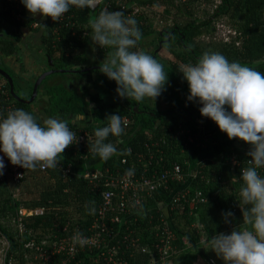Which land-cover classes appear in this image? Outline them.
<instances>
[{"label": "trees", "instance_id": "1", "mask_svg": "<svg viewBox=\"0 0 264 264\" xmlns=\"http://www.w3.org/2000/svg\"><path fill=\"white\" fill-rule=\"evenodd\" d=\"M0 1L2 4V18L0 17V50L2 53L7 55L15 51L14 39L21 37L20 33L14 31L15 25H25L27 23L34 28L35 26L32 24L39 21V25L36 26L34 32L36 34L39 32L42 36L47 54L53 58V66L67 69L79 64L85 65L94 56L98 58L99 62L101 61L99 58L105 60L111 51V49L102 48L94 43L89 25V20L97 17L104 10L107 3H109L108 11H124L126 16L135 9V12L131 13V17L137 21V27L142 33V38L132 51L142 49L148 35L153 34L160 28L159 20L168 21L172 17L173 8L181 12L180 14H193L192 9L188 7V3L176 2L175 0H101L95 11L82 10L75 6L70 7L67 16L57 22L49 17L40 20L39 17L26 10L21 0ZM123 3L125 7L122 6ZM221 14H227L230 24L241 32L237 37H234L233 41H223L219 45L212 42L195 44L193 41L196 34L202 30L200 28L202 23L184 24V32L188 33V43L192 47L186 48L187 53L184 60L172 59L169 65L165 66V73L168 77L166 84L169 86H165V90L156 98L158 99L157 102L163 100L167 103V107L161 108L153 102L150 104L146 99L143 101L145 107L154 113L139 112V110L127 107L124 98L119 97L116 91L117 85L112 86L111 84L110 86L108 81L110 83L111 81L104 76L102 77L107 92L117 97L121 109L126 107L125 111H120L122 113L120 115L128 114L132 118L129 128L130 133H123L119 137L110 135L105 141L106 143L111 142L117 147V154L110 159L104 161L99 156H93L91 152L83 155L87 152L82 146L72 145L58 157L59 163L54 169L41 170L37 167L36 170H26L22 167L25 175L19 180H14L6 173L7 168H4L5 179H0V234L10 241L9 252L16 253L20 264L40 261L24 254V250L32 251L30 240L33 234L36 236V240L41 236L52 234L56 224L62 225L67 219L72 220L73 223H79L84 228L88 226L101 200V189L85 177L86 170L97 168L105 170L108 166L114 167L118 162L121 164L120 161L123 155L120 152L125 149H130L131 152L130 154H124V156H127L129 160H133L136 158L137 152L147 149V141L161 137L164 134L167 135L169 127L174 129L182 120L189 118L190 112L197 105L187 99L190 95L189 85L184 79L183 73L179 71L180 65L197 63L200 58L196 56L197 54L218 52L224 55L229 62H239L264 74V0H223L215 12V18ZM3 19L12 24V32H7V34L4 30L2 31ZM203 23H206V26L211 25L210 28L207 27L206 29L212 32V18H207ZM56 27H58V31H55L54 28ZM171 27L174 28V25ZM177 35L179 36L180 33ZM236 39L240 40V45L236 44ZM176 40L178 41V38ZM197 48L201 51L195 53L192 49L197 50ZM72 75L77 76L76 73ZM44 81L45 79L39 85V91L44 85L49 94V97L46 98L48 106L43 107L44 111L36 109L32 102H21L12 96L18 109H23L32 114L41 126H43L45 119L49 117L56 118V113L59 110H82V107L78 105L75 94L67 87L60 82L51 85L48 82L44 84ZM0 82H3L10 90L8 80L1 74ZM54 87H59V90H61V93L56 92L60 95L58 99L54 98ZM177 89L178 93L176 92ZM20 94L25 97L28 96L25 93ZM37 98L38 95L35 99ZM40 103L42 106L43 103L41 101ZM105 117H108V114ZM57 118L65 120L59 116ZM158 118L162 121L158 122ZM67 121L68 126H76V122ZM102 124V126H106L107 121ZM200 135L201 144L198 146L191 144L185 148L183 153L179 147L181 145L176 143L177 138L174 137L170 138L171 146L167 148L172 160L179 159L183 161L185 157H189L192 160L191 167L198 170L196 176L183 182H171L168 187L160 189L155 197L149 198L146 216H143L144 206L134 209L133 219L131 220L132 225L129 224L130 221H126L121 226L117 224L121 233L128 231L127 226L129 225V228L134 230L132 235L140 237V248L137 249L138 251L134 255L129 256L128 264H191L193 261L201 263L203 260L206 264H225L223 259L211 250L208 241L220 233L231 234L233 230L239 229L243 224V214L239 202V191L242 185L240 177L242 174H237L238 165L233 169L228 154L234 153L239 160H242L246 157L248 151L235 148L236 146L234 147L232 144H224L222 139H217L223 144L222 148L217 146L215 148L214 138L219 137L216 131L210 136H204L206 135L204 131ZM223 135L227 138L226 133L222 132ZM168 136L171 137L170 134ZM181 142L184 144L183 139ZM220 152H223V158H221ZM0 156L4 158V162L7 160L3 154H0ZM201 159H205L206 165H203ZM68 164L71 166L65 171L64 168ZM154 165L160 166V163L155 162ZM183 165L187 169V164ZM137 166H139L138 163ZM137 166L135 168L139 170L140 166ZM123 168L124 170L129 169V164L124 163ZM30 172L40 176L38 181L33 184H30L28 180L32 178L28 175ZM101 182L102 180L99 181L100 184ZM20 183L23 186L19 187ZM189 183L191 184L190 190L192 193L196 189H202L206 200L199 201L194 205L190 204V199L182 200L174 208L171 206L165 207L164 203L169 204L172 195L180 191L184 184ZM37 205H47L49 209L43 215L21 216L27 226V232L20 233L17 226L13 228L19 216L18 209L21 206L34 207ZM92 209L95 210L94 213H92ZM228 212H232L234 215L227 217L226 222L225 214ZM137 215L139 218H135ZM163 216L166 218L164 222L161 219ZM167 221L173 228L176 238L173 240V248L170 254H167V257H162L158 250L159 235L156 232ZM142 245L147 246L148 249L143 250ZM201 246L205 248V254L200 251ZM95 252L97 253V251L88 250L79 254V258L85 259L82 264H95L93 258L96 255ZM154 255L156 256V262L152 263ZM39 264H42V261Z\"/></svg>", "mask_w": 264, "mask_h": 264}, {"label": "clouds", "instance_id": "2", "mask_svg": "<svg viewBox=\"0 0 264 264\" xmlns=\"http://www.w3.org/2000/svg\"><path fill=\"white\" fill-rule=\"evenodd\" d=\"M21 3L34 16L39 14L43 19L51 17L59 22L70 7L95 11L101 0H21ZM89 25L94 43L111 49L99 71L116 82L119 97L138 104L146 98L155 101L165 90L168 77L164 66L153 56L132 51L142 38L137 21L124 11L103 10L89 20ZM179 71L189 85L187 99L202 105L201 115L213 120L229 139L238 138L251 145L247 153L251 157L247 161L249 166L242 168L240 177L243 224L231 234L212 237L208 241L211 250L225 264H264V177L258 172L264 169V74L239 62H229L218 52H204L195 65L182 64ZM106 121V126L95 130V142L89 150L104 161L117 154V147L105 141L110 135L121 136L126 126L120 115H109ZM74 141L78 143L67 120L49 117L41 126L23 109L10 111L0 120V151L12 165L26 170L56 168L58 157ZM130 152L125 149L120 154ZM4 168V158L0 156V176ZM132 174L133 170H127L126 175ZM233 215L226 213V222ZM72 240L81 247L88 243L79 231Z\"/></svg>", "mask_w": 264, "mask_h": 264}, {"label": "built area", "instance_id": "3", "mask_svg": "<svg viewBox=\"0 0 264 264\" xmlns=\"http://www.w3.org/2000/svg\"><path fill=\"white\" fill-rule=\"evenodd\" d=\"M175 1L189 3L195 0ZM200 1L202 5L206 6L205 11L215 17V12L218 10L223 0ZM122 6L125 7V4L123 3ZM108 9L109 3L104 7V10ZM134 12L135 9L129 12L128 16H131V13ZM222 15L223 14L214 18L212 36L214 38L217 34L223 38V41H233L234 37H237L241 32L228 22H224ZM65 16H67V13L60 20H63ZM49 18L51 19V17ZM38 23V21L34 22L35 25ZM55 31H58V27H56ZM238 41L239 39H236V42ZM16 109L18 108L9 88H7L3 82H0V120L6 118L10 111ZM120 116L126 124L124 133H130L131 116L128 114ZM104 122H106V120ZM102 123L90 126L102 128L104 127ZM68 127L76 134L78 140V143L74 141L72 145L82 146L87 152L83 155H87L91 145L95 142L94 132L97 128L89 127L85 124H76L74 127ZM168 134H170L171 137H169ZM168 134L147 141V149L142 152H137L136 158L133 160H129L127 156L123 155L120 161L121 164L118 162L114 167L108 166L105 170L101 168L86 170L84 174L85 177L97 184L101 189V200L88 226L84 228L79 223H73L72 220L67 219L62 225L56 224L52 234L49 233L48 235L41 236V238L37 240L36 236L33 234L30 240L32 251L28 252L24 250V254L42 261V264H82L85 262V259L79 258V254H82L83 251L93 250L97 251V253L95 252L96 255L93 257L95 264H128L129 256L134 255L138 251L137 249L140 248V237L132 235L134 230L133 228H129V225L127 226L128 231L121 233L117 224L121 226L126 221H130L129 224L132 225L133 222L131 220L134 215L133 211L140 206H144L145 211H143V216H146L149 198L155 197L160 189L168 187L171 182H183L187 179L191 180L196 176L198 171L196 168L191 167L192 160L189 157H185L183 161L179 159L172 160L170 152L167 151V148L171 146L170 138L172 137L175 139L177 138L176 143L181 145L179 147L182 153L185 148L191 144L200 145L201 142L198 131L192 130L179 123L174 129L169 127ZM182 139L184 144L181 142ZM0 154L7 157L2 151H0ZM228 156L231 159L233 169L238 165V175L242 174L241 170L243 167L249 166L247 161L250 160L251 157L247 158L248 155L242 160H239L234 153L228 154ZM200 161L203 162V165H206L205 159H201ZM155 162L160 163V166L154 165ZM4 163L7 168L6 173L14 180H19L25 175V171L22 167L12 165L11 162L7 164L6 162ZM124 163L129 164V169L133 170L131 176L126 175L129 169L124 170ZM137 163L140 166L139 170L135 168ZM183 164H187V169ZM69 166L71 165L68 164V166L64 168L65 171L68 170ZM258 172L264 177V169H258ZM4 176L5 174L0 176V178L5 179ZM100 180H102L101 184L99 183ZM190 187V183L184 184L180 191L172 195L169 204L164 203V205H166L165 207L171 206L174 208L178 205V202L182 200L190 199L191 205L206 200L202 189H196L192 193ZM190 195L192 197H189ZM47 209H49L47 205H37L34 207L21 206L18 209V219L15 221L20 233L28 231L21 216L32 214L43 215L46 213ZM135 218H139V216L137 215ZM161 219L162 222L166 221L165 216ZM159 228L160 229L156 232V234L159 235V241L157 242L158 250L162 257H167V254H170L173 248V240L176 238V235L173 228L168 224V221ZM77 231L82 233L83 237L88 240V243L83 247L78 243H74L72 240V237ZM6 240L7 246L3 248L4 264H20L16 253L9 252L10 241L7 238ZM141 248L143 250L148 249V247L144 245H142ZM40 261L29 264H39ZM155 262L156 256L154 255L152 263Z\"/></svg>", "mask_w": 264, "mask_h": 264}, {"label": "crops", "instance_id": "4", "mask_svg": "<svg viewBox=\"0 0 264 264\" xmlns=\"http://www.w3.org/2000/svg\"><path fill=\"white\" fill-rule=\"evenodd\" d=\"M2 8V4L1 7ZM1 9H0V17H1ZM39 17L38 15H35ZM2 18V17H1ZM41 18V17H39ZM4 20V19H3ZM5 23V30L8 29V32H12V24L9 23L8 20H4ZM31 24H25V25H15L14 28L16 32L20 33V38L19 39H14V43L16 45L15 51L12 54H3L2 51L0 50V59L4 63L5 66L9 68V70L12 72V74L15 76H26V79L34 82L37 78V76L44 70H49V63L47 62V50H46V45L42 40V36H40L39 32L36 34L34 31H31L33 26H30ZM33 25V24H32ZM56 29V28H54ZM36 30V29H35ZM23 41L26 43L23 45ZM148 42V41H147ZM175 59V58H173ZM41 62V63H40ZM77 66V65H75ZM78 66H81L80 64ZM7 67H5L7 69ZM54 67V66H52ZM51 67V68H52ZM87 70L90 68L88 66H85ZM88 67V68H87ZM56 68V67H55ZM8 70V71H9ZM10 72V73H11ZM60 72V71H59ZM57 72V73H59ZM77 72V71H74ZM63 73V72H62ZM60 73V74H55V73H49L47 77L45 78V82L50 83L51 81H57L59 79L67 78V74L65 73ZM85 74V73H84ZM87 77V78H85ZM95 77V74L92 72H87L83 77L78 75V77L75 79H69V83H73V90L76 91L75 93L77 94L76 97L79 99L82 97L85 102H91L94 103L96 99L99 98L100 94L105 91L106 89L102 88V84L100 86L97 85L96 82H93V79ZM101 82H103L101 80ZM104 84V83H103ZM52 85V84H51ZM32 83L28 82L27 84L24 85L22 92L27 93L26 88L28 89V92L31 90ZM105 86V84H104ZM106 88V87H105ZM44 92L42 90L41 94L44 96H49L48 92L45 90V87L43 88ZM47 92V93H46ZM20 93V92H19ZM196 106L195 109H192L193 111L190 112L189 118L187 120H182L181 124L184 126L191 128L192 130L198 131V134L200 135L202 131L207 135H211L216 129H218V125L211 120L210 118L203 117L199 111V109L202 107L201 104L198 102H194ZM84 108V107H82ZM85 111L89 108V103H85ZM84 110L80 111H63L56 113V117H62L65 120H70L76 122L77 124H86V121L92 119L95 117V112H89L87 111L86 116H81V112ZM71 112H74L71 114ZM117 111H112L109 110L107 111L108 116L109 115H115ZM105 114V115H107ZM104 115V116H105ZM106 119V117H105ZM158 122L162 121L160 118L157 119ZM99 123H92V124H101L103 121H98ZM177 126V125H176ZM175 126V128H176ZM201 136V135H200ZM199 136V137H200ZM180 137V135H179ZM213 144L215 145L214 147H221L223 144H221V141L219 140H214ZM237 141V142H236ZM222 142L224 144H232L236 147H239L241 149H245V151H248L251 149V145L245 143L244 141L235 138V139H229L228 136L227 138L224 137L222 139ZM179 143V142H178ZM221 158H223V152L220 153ZM1 179V178H0Z\"/></svg>", "mask_w": 264, "mask_h": 264}, {"label": "flooded vegetation", "instance_id": "5", "mask_svg": "<svg viewBox=\"0 0 264 264\" xmlns=\"http://www.w3.org/2000/svg\"><path fill=\"white\" fill-rule=\"evenodd\" d=\"M198 14L199 13L196 12V13H193L191 15H188L189 18H182V17L180 18L179 16L175 17L173 15L172 17H170V19H168V21H164L163 19L159 20L158 23L160 24L159 25L160 28H158L153 34L148 35L147 39L144 41V43L142 45V49H140L139 51L146 52L147 54H150L151 56H153L159 63H161L164 66V72H165V70H166L165 66H168L173 58L184 60L185 59V54L187 53L186 52V48L188 49V48L192 47L188 43V41H189L188 33L184 32L183 26H184L185 23H187V24H191V22H195L196 24H201L202 23L200 25V28L202 30L198 34H196V36L194 38V41H193L195 44H198V43H200V44L201 43H210L211 41H213L212 40L213 36L210 33H208L206 35V38H207L206 40L207 41L204 39L205 33H204V30H203V26H205L206 23H203V22H205V20L210 17V18H212V23H214V18L215 17L213 15H210L208 12L204 11V14H203L202 17L205 20H199L201 18L199 15H202V14H199V15ZM38 16H41V15L38 14ZM155 20H157V18H155ZM33 25L35 26L34 28H36V26H38L39 23L37 25H35V24H33ZM172 25H174V28L171 27ZM34 30L35 29H33L32 31H34ZM175 31H177V32H175ZM4 32L7 33L8 29L6 31H4ZM212 32H213V30H212ZM179 33H180V35L178 36L177 34H179ZM198 37H200L201 40H199ZM177 38H178V41L176 40ZM168 44H170V45L168 46ZM192 50L195 53L197 52V50H195V49H192ZM46 55H48V54H46ZM196 56L197 57H201L202 55L197 54ZM99 59L101 60L100 62L98 61V58L94 56L93 59L91 61L89 60L87 63H85V65H81V66L77 65L75 67H71V69H77V72H74V71L64 72L65 74H67L66 75L67 78L65 77V78L59 79L57 81H54L55 78L53 79V81H51V79H50V84L53 85V84H58L60 82L65 87H67L71 92H73L75 94V96H77V94L75 93L76 91H74L73 88H72L73 87V83H69V79H71V78L75 79V77L77 78L78 75L83 77L87 72H92V73L95 74L93 82H96L98 86H100V84H102V88L106 89L105 88L106 86H104V84H103V82H101V80H102L103 76L105 78H107V79H109V78L105 74H103L102 72L99 71L102 62L104 61L103 58H99ZM47 62H48V56H47ZM195 64H193V65H195ZM0 65L3 66L4 68L7 67V66L4 65V63L2 62L1 59H0ZM85 66H88V67H91V68L89 70H87V69H85L86 68ZM92 66H94V67H92ZM51 67L52 66L49 65V69ZM68 68H70V67H68ZM7 70H9L8 67H7ZM9 72H11V71L9 70ZM73 73H76L77 76L72 75ZM85 78H87V77H85ZM17 80L19 82L24 83V84H27L28 82L32 83V90H33V86H34V82L35 81L31 82V81L27 80L26 76H21L18 79L15 78V81H17ZM110 81H111V83L108 81L110 86H111V84H112V86L113 85H117L114 80H110ZM15 89L17 90L16 86H15ZM17 91L20 92V93H23V92H21L19 90H17ZM38 93H39V91H38ZM25 94H28V96H26V97H30L32 95V92L31 93L27 92ZM72 96H74V95H72ZM76 99L78 100L79 107H84L85 103H87V104L89 103V108L86 111L81 112L82 116H86L87 113H88L87 111H89L91 113L95 112V117L90 119V121L87 120L85 125H91V122L92 123H99L98 122L99 120L104 122L107 119V117L105 119V116H103V115L99 117V114L96 111L97 108L103 110L104 113H105V111H109V110L117 111V113H115V115H119L121 113L120 111H125L126 110L125 109L126 107L123 108V109L120 108L121 105H120V102L118 101L117 97L114 96V95H110L107 92V90L103 91L100 94L99 98L96 99L94 103H91L89 101L85 102V100L82 97L80 99L78 97H76ZM39 100H38V98L34 99V101H32V103L35 105L36 109H38L39 111H44L43 107L48 106V103L45 104V102L43 103V101L40 100L44 104V106L43 105L41 106V103H40ZM124 100H125V105L127 107H131L134 110H139V112H143V111L152 112L151 110H148L145 107V104L143 102L138 104L134 100H129L127 98H124ZM151 100L152 99H150V98H146V101L149 102L150 104L152 102ZM156 100L158 101V99H156ZM156 100L153 102V103H155V105L157 103V106H159L161 108L167 107L168 104L165 103L163 100L161 102L160 101L157 102ZM162 104H163V106H162ZM170 111H172V110H170ZM58 112H61V110H59ZM152 113H154V112H152ZM105 114H107V113H105ZM217 130H219V128L216 129V131ZM222 138L223 137L220 138V136H219V137H216L214 139L217 140V139H222Z\"/></svg>", "mask_w": 264, "mask_h": 264}, {"label": "rangeland", "instance_id": "6", "mask_svg": "<svg viewBox=\"0 0 264 264\" xmlns=\"http://www.w3.org/2000/svg\"><path fill=\"white\" fill-rule=\"evenodd\" d=\"M201 1L200 0H195V1H190L189 3H188V7L189 8H191L192 9V11H193V13L194 12H198L199 14H202V15H199L201 18L199 19V20H205L202 16H203V14H204V11H205V9H206V6L205 5H202V3H200ZM185 3V2H184ZM0 7H1V1H0ZM1 9V8H0ZM173 12H171V14H173L175 17L176 16H179L180 18L182 17V18H189L188 17V14H184V13H182V14H180L181 12H179V11H177L176 9H174L173 8V10H172ZM223 16V18H224V22H228L229 24H230V21H229V17H228V15L227 14H223L222 15ZM39 17H41L42 18V16H39ZM41 18H39V19H41ZM206 18V17H205ZM38 19V20H39ZM43 19V18H42ZM211 26V25H210ZM210 26H203V30H204V33H205V35H204V39L206 40L207 38H206V35L208 34V33H210L211 34V32L210 31H208V29H206L207 27H209L210 28ZM1 28H2V31L4 30L5 31V23L3 22V24H2V26H1ZM207 30V31H206ZM212 35V34H211ZM198 39L199 40H201L200 39V37H198ZM203 40V39H202ZM212 40L213 41H211L212 43H214V44H218L219 45V43L220 42H222L223 43V38H221L219 35H217L216 34V37H214V38H212ZM207 41V40H206ZM26 42L25 41H23V45L25 44ZM221 44V43H220ZM236 44H239L240 45V40L238 41V42H236ZM201 50L199 49V48H197V52H200ZM55 74H60V73H55ZM15 78H19V76H17L16 74H15ZM24 83H22V82H19L18 80L16 81V86H17V89L19 90V91H21L22 92V90H23V87H24ZM170 85H172V84H170ZM165 86H169V85H165ZM32 87V86H31ZM57 87V86H56ZM44 85H43V87H41V89H40V91H39V93H38V99H40L41 101H43V103L45 102V104H47V101H46V98H47V96H44L43 94H41V92H42V90H43V92H44ZM178 88V87H177ZM54 98L56 99H58L59 97H60V95H58V94H56V92L58 93V92H60L61 93V90H59V87L58 88H55L54 87ZM25 92H28V89L26 88V91ZM177 93H178V89H177V91H176ZM59 93V94H60ZM49 97V96H48ZM152 102H154V100H151ZM157 101V100H156ZM44 105V104H43ZM162 106H163V104H162ZM168 106V105H167ZM85 106H84V108H82V110H84L85 111ZM96 111H97V113L99 114V117L100 116H102L103 115V110H101V109H99V108H97L96 109ZM105 113H107V111H105ZM119 114V113H118ZM120 114H122V113H120ZM57 118V117H56ZM216 133L220 136V137H223L222 139H224V137H225V135H223L222 136V131L219 129V130H217L216 131ZM237 142V141H236ZM220 150V149H219ZM221 153V152H220ZM6 159H7V161H5L6 162V164L7 163H10V160L8 159V157H5ZM230 161H231V159H230ZM29 176H32V178H29L28 180H29V182H30V184L32 183H34V182H37L38 181V179L40 178V176H39V174L38 175H35V174H32L31 172L28 174ZM20 186H23L22 185V183H20V185H19V187ZM15 225H13V228H16L15 226H16V223H14ZM7 240H6V237L4 236V235H2V234H0V264H4V259H3V248H5L7 245ZM191 264H206V262H204V260L201 262V263H199L198 261L196 262V261H193Z\"/></svg>", "mask_w": 264, "mask_h": 264}, {"label": "water", "instance_id": "7", "mask_svg": "<svg viewBox=\"0 0 264 264\" xmlns=\"http://www.w3.org/2000/svg\"><path fill=\"white\" fill-rule=\"evenodd\" d=\"M48 56V62H49V65L53 66L54 65V62H53V58L51 55H47ZM94 67V66H92ZM101 67V66H100ZM88 68V67H87ZM91 68V67H89ZM86 69V68H85ZM65 72V71H77V69H67V68H55V67H52L50 68L49 70H44L41 72V74H39V76L36 78L35 82H34V86H33V90H32V95L30 97H25V96H22L16 89H15V86H16V81H15V76L10 73L6 68H4L3 66L0 65V74L2 76H4L8 82H9V85H10V90H11V94L12 96L21 101V102H26V103H31L32 101H34V99L37 97L38 95V91H39V85L41 84V82L47 77V75L49 73H55V72ZM74 112H71V114H73ZM82 116V114H79ZM74 122V120H73ZM91 125H93L91 123ZM235 147V146H234ZM235 148H239V147H235ZM225 156V155H224ZM200 251L205 254V248L203 246L200 247Z\"/></svg>", "mask_w": 264, "mask_h": 264}]
</instances>
